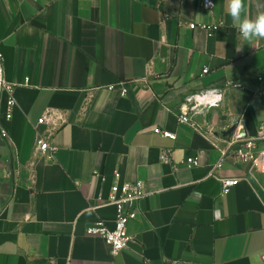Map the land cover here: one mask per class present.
Here are the masks:
<instances>
[{"label": "crops", "instance_id": "obj_1", "mask_svg": "<svg viewBox=\"0 0 264 264\" xmlns=\"http://www.w3.org/2000/svg\"><path fill=\"white\" fill-rule=\"evenodd\" d=\"M211 2L0 0L16 85L11 120L0 96V264H262L264 175L234 159L230 139L263 133L264 40H243L227 0ZM245 5L254 17L264 0ZM119 84L126 96L108 89ZM38 137L53 160L36 154ZM193 157L201 165L186 168ZM116 174L149 195L114 256L87 229L114 228ZM222 179L242 181L224 195Z\"/></svg>", "mask_w": 264, "mask_h": 264}, {"label": "built area", "instance_id": "obj_2", "mask_svg": "<svg viewBox=\"0 0 264 264\" xmlns=\"http://www.w3.org/2000/svg\"><path fill=\"white\" fill-rule=\"evenodd\" d=\"M205 4L208 5V0H205ZM212 5V2H211ZM210 7V6H208ZM198 27L195 24H190L189 29L196 30ZM202 29L211 33L218 30L219 26H201ZM208 73V70L204 71V74ZM260 84H264V76L258 79ZM118 86L122 96L128 94V89L124 88L123 84L117 86H110V91H115ZM16 85L11 84L6 80L4 56L0 53V96L7 95V119L11 120L13 117V110L16 106L15 100ZM262 109L264 113V94L261 95ZM213 102L212 104H216ZM46 117L40 120V124H44ZM180 123L187 124L198 130V126L192 123L189 117V111H183L180 116ZM161 136L176 140L175 134L167 131H157ZM3 137H8L5 130H1ZM264 142V124L263 133L259 138H249L245 133H234L230 139V145L233 150L231 154L235 160L248 166L249 174L257 173L264 175V148H260V144ZM36 154L47 157L49 160L55 158L56 149L50 144L49 139H43L38 137L36 140ZM164 162H170V158L167 155L163 156ZM201 165L200 157L189 158L184 162V166L188 169H195ZM102 183L106 182V178L96 175ZM241 179H222L223 194L227 195L233 188L238 186ZM149 195L147 186L143 181L124 182L121 183V175L116 174V181L111 187L110 195L107 200V205L114 206L117 212L114 228H110L103 221L97 222L91 225L87 229V234L91 236H99L103 238L106 243L111 247L112 254L114 256L119 255L121 252L129 248L132 243V237L129 232V225L133 220H136L139 216V205ZM261 263L264 264V253L261 257Z\"/></svg>", "mask_w": 264, "mask_h": 264}, {"label": "clouds", "instance_id": "obj_3", "mask_svg": "<svg viewBox=\"0 0 264 264\" xmlns=\"http://www.w3.org/2000/svg\"><path fill=\"white\" fill-rule=\"evenodd\" d=\"M206 6H213L211 0H208ZM227 13L243 40L249 42L264 40V5L252 17L246 13L245 0H227Z\"/></svg>", "mask_w": 264, "mask_h": 264}, {"label": "rangeland", "instance_id": "obj_4", "mask_svg": "<svg viewBox=\"0 0 264 264\" xmlns=\"http://www.w3.org/2000/svg\"><path fill=\"white\" fill-rule=\"evenodd\" d=\"M264 148V145L261 147V149H263ZM5 203H6V194L4 193V191L2 190L1 192H0V211H1V207L3 206V205H5Z\"/></svg>", "mask_w": 264, "mask_h": 264}, {"label": "water", "instance_id": "obj_5", "mask_svg": "<svg viewBox=\"0 0 264 264\" xmlns=\"http://www.w3.org/2000/svg\"><path fill=\"white\" fill-rule=\"evenodd\" d=\"M233 133V130H230L228 132H226L225 134H223V136H230Z\"/></svg>", "mask_w": 264, "mask_h": 264}]
</instances>
